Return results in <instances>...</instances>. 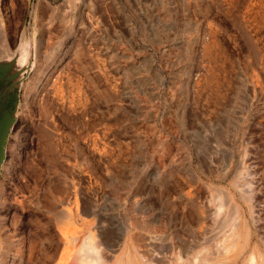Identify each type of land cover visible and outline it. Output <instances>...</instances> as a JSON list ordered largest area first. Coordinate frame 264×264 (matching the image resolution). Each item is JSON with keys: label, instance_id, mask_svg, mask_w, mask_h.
Segmentation results:
<instances>
[{"label": "rangeland", "instance_id": "obj_1", "mask_svg": "<svg viewBox=\"0 0 264 264\" xmlns=\"http://www.w3.org/2000/svg\"><path fill=\"white\" fill-rule=\"evenodd\" d=\"M4 9L15 38L0 60L33 44L19 60L29 70L0 171L7 264H53L54 215L78 207L115 234L126 217L142 218L200 249L223 231L207 208L221 202V218L234 219L232 201L248 214L240 188L258 212L249 246L264 249V0H4Z\"/></svg>", "mask_w": 264, "mask_h": 264}, {"label": "bare ground", "instance_id": "obj_2", "mask_svg": "<svg viewBox=\"0 0 264 264\" xmlns=\"http://www.w3.org/2000/svg\"><path fill=\"white\" fill-rule=\"evenodd\" d=\"M3 10H5L4 0H0V38L3 47L0 48V50L2 49L1 55L11 51L15 38L9 27L4 24ZM36 43L37 50L40 48V44ZM32 46L31 41L24 40L16 52L18 59H27L26 57L30 54L29 48ZM236 183L235 186L238 187ZM243 183L245 182L243 181ZM247 186L248 184L245 186L248 190ZM251 189L249 188L248 191ZM238 190L240 191L239 197L248 206V214L246 212L241 214L239 206L232 201L231 207L236 214L234 219L231 217L227 220L221 218L225 211L224 204L221 202L213 208L209 207V210L207 208L202 213L212 219L215 228L218 227L223 231L205 239L206 245L200 249H198L200 243L190 244L184 239L185 236L182 238V235L175 234V237H172V234L166 231L167 229L160 223L153 224L142 218L127 220L126 218L131 217H124L129 222L125 221L127 224L125 227L123 226L121 233L116 231L120 234H115L109 223L103 221L87 223L85 221L86 208L78 207L75 212L71 208L62 209L63 211L54 215L58 227V239L53 244V264H233L240 261L244 252H246V256L242 258V264H264V249H260L256 244L249 246L252 239L251 223L256 225L258 217V215L257 217L254 215L258 213L254 211L255 201L252 197L254 194L251 196L249 192V196L241 188ZM228 197L227 195V199ZM7 228L5 218H3L0 229L6 231ZM81 233L83 234L81 235ZM168 240L171 245L170 249L165 252L166 247L164 248V246ZM0 254L5 258L4 252ZM6 260L8 259L5 258L3 264L10 263ZM15 262L11 261L12 264ZM18 262L24 264L22 258H19ZM28 262L25 260V264H30ZM44 263L46 264V261Z\"/></svg>", "mask_w": 264, "mask_h": 264}, {"label": "water", "instance_id": "obj_3", "mask_svg": "<svg viewBox=\"0 0 264 264\" xmlns=\"http://www.w3.org/2000/svg\"><path fill=\"white\" fill-rule=\"evenodd\" d=\"M28 70V62L21 66L18 54L0 60V171L5 159L7 139L16 120L17 89Z\"/></svg>", "mask_w": 264, "mask_h": 264}]
</instances>
